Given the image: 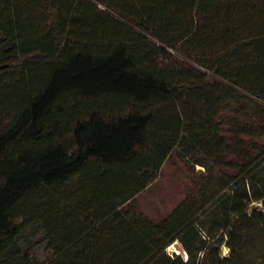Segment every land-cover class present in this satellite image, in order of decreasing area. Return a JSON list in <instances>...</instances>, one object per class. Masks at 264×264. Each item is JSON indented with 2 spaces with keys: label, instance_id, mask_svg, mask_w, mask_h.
<instances>
[{
  "label": "trees",
  "instance_id": "1",
  "mask_svg": "<svg viewBox=\"0 0 264 264\" xmlns=\"http://www.w3.org/2000/svg\"><path fill=\"white\" fill-rule=\"evenodd\" d=\"M0 264H264V0H0Z\"/></svg>",
  "mask_w": 264,
  "mask_h": 264
},
{
  "label": "rangeland",
  "instance_id": "2",
  "mask_svg": "<svg viewBox=\"0 0 264 264\" xmlns=\"http://www.w3.org/2000/svg\"><path fill=\"white\" fill-rule=\"evenodd\" d=\"M188 184L185 171L167 162L158 180L138 196V202L151 216L165 215L183 198ZM168 250L169 252H181L178 243L169 246Z\"/></svg>",
  "mask_w": 264,
  "mask_h": 264
},
{
  "label": "built area",
  "instance_id": "3",
  "mask_svg": "<svg viewBox=\"0 0 264 264\" xmlns=\"http://www.w3.org/2000/svg\"><path fill=\"white\" fill-rule=\"evenodd\" d=\"M185 255H186V253H185ZM187 256V255H186Z\"/></svg>",
  "mask_w": 264,
  "mask_h": 264
}]
</instances>
